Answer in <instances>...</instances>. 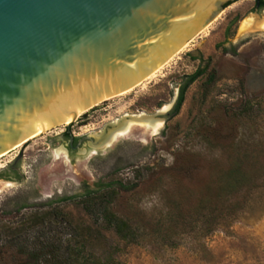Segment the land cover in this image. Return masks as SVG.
Masks as SVG:
<instances>
[{
    "label": "rangeland",
    "instance_id": "374dc122",
    "mask_svg": "<svg viewBox=\"0 0 264 264\" xmlns=\"http://www.w3.org/2000/svg\"><path fill=\"white\" fill-rule=\"evenodd\" d=\"M254 3H230L152 76L82 112L68 128L74 148L67 123L56 124L0 157V226L62 197L82 219L73 202L119 182L110 210L137 240L105 236L123 264H264V8ZM198 69L173 114L183 77ZM156 113L155 130L132 119ZM111 123L125 126L91 145ZM0 259L18 256L7 248Z\"/></svg>",
    "mask_w": 264,
    "mask_h": 264
},
{
    "label": "water",
    "instance_id": "95a60500",
    "mask_svg": "<svg viewBox=\"0 0 264 264\" xmlns=\"http://www.w3.org/2000/svg\"><path fill=\"white\" fill-rule=\"evenodd\" d=\"M231 1L0 0V155L71 116L67 132L76 112L141 82ZM121 126L87 139L102 146Z\"/></svg>",
    "mask_w": 264,
    "mask_h": 264
},
{
    "label": "trees",
    "instance_id": "16d2710c",
    "mask_svg": "<svg viewBox=\"0 0 264 264\" xmlns=\"http://www.w3.org/2000/svg\"><path fill=\"white\" fill-rule=\"evenodd\" d=\"M261 8L264 2L258 0L257 9ZM202 73L203 69H198L183 77L173 114L177 113L187 86ZM114 185L125 190L119 182L106 183L102 189L86 191L73 202L82 219L74 220L59 204L74 198L62 197L47 200L16 223L2 224L0 255L4 249L15 250L18 260L8 264H123L118 259V245L109 241L105 233L126 244L135 243L137 235L126 220L110 210L117 194ZM0 264L5 263L0 259Z\"/></svg>",
    "mask_w": 264,
    "mask_h": 264
},
{
    "label": "bare ground",
    "instance_id": "6f19581e",
    "mask_svg": "<svg viewBox=\"0 0 264 264\" xmlns=\"http://www.w3.org/2000/svg\"><path fill=\"white\" fill-rule=\"evenodd\" d=\"M186 45V42L185 43H183V45L181 46V48L177 51V53L184 47ZM161 66H157V68H155V70H153L147 77H149L150 75L152 76L153 75V73L157 70V69H159ZM122 93H124V92H122ZM119 94H121V93H119ZM118 94V95H119ZM104 99H107V98H102V99H100V100H98V101H96V102H94V103H92V104H90L89 106H92V105H96L97 103H99L100 101H102V100H104ZM89 106H87V107H85V108H83L82 110H80V111H78V112H76L75 114H76V116H79L82 112H84V111H86L87 110V108L89 107ZM158 115H161V114H159V113H156V114H154L153 116H140V117H132V119H133V121H135V122H138V123H140V122H150V123H153V124H150L149 126L151 127V129H153V130H155L156 128H157V123H155V121H158L159 120V118H157V117H155V116H158ZM69 121H71V116H69L68 118H66V119H64V120H62V121H60L59 123H57V124H66V123H68ZM147 124V123H146ZM124 126H125V124H122V126L119 128V129H117L116 131H114V132H117V131H121L122 129H124ZM146 126V125H145ZM51 127H49V128H47V129H45V130H43V131H41V132H39V133H37V134H35V135H40L41 133H43L44 131H46V130H48V129H50ZM113 132V133H114ZM110 138V137H109ZM108 141V140H107ZM6 153H4V154H2V155H0V157H2L3 155H5Z\"/></svg>",
    "mask_w": 264,
    "mask_h": 264
},
{
    "label": "flooded vegetation",
    "instance_id": "af4514ba",
    "mask_svg": "<svg viewBox=\"0 0 264 264\" xmlns=\"http://www.w3.org/2000/svg\"><path fill=\"white\" fill-rule=\"evenodd\" d=\"M255 4V3H254ZM258 7V4H257ZM255 7V8H257ZM64 136H66V142H67V148H74L76 145L77 140L76 139H72L69 134L68 131L64 133ZM21 157V156H20ZM20 157L14 162L15 158L11 161V163L8 165L7 170L14 173L15 175H18V170H17V163L20 159Z\"/></svg>",
    "mask_w": 264,
    "mask_h": 264
}]
</instances>
